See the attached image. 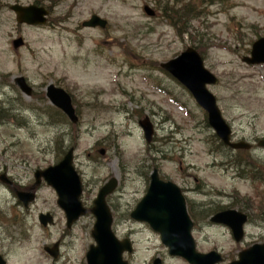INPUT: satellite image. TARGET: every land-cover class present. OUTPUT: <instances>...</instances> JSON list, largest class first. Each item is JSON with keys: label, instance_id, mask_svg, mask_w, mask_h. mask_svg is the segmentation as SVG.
I'll use <instances>...</instances> for the list:
<instances>
[{"label": "rangeland", "instance_id": "obj_1", "mask_svg": "<svg viewBox=\"0 0 264 264\" xmlns=\"http://www.w3.org/2000/svg\"><path fill=\"white\" fill-rule=\"evenodd\" d=\"M5 1L9 7L17 0ZM40 1L54 7V20L40 29L19 26L9 8L0 11V108H4L0 113V175L6 171L15 187L25 190L34 185L36 170L60 159L56 144L65 145L67 139L61 135L70 128L54 115L48 100H41L46 86L53 83L70 92L80 117V125L71 130L78 138L72 139L77 148L75 164L90 190L83 198L85 206L91 207L102 185L118 179L111 200L116 207L114 229L120 239L134 241L133 264H152L157 257L164 264H187L170 257L159 236L146 225L127 217L144 195L145 174L149 176L153 166L159 165L164 178L187 190L200 188L202 193L189 194L196 209L198 204L220 201L221 206L234 202L235 207H243L244 200L255 220L264 217V192L241 182L236 168L218 165L224 158L209 152L212 132L204 125L203 111L183 87L157 68L187 47H196L205 66L219 79L210 90L236 140L263 138L264 65L248 66L242 57L264 36V0H223V5H209L207 0ZM184 2H197L207 13L192 24L191 36L169 10L170 19L163 12ZM146 6L156 11V17L145 13ZM95 14L108 22L107 28L82 25ZM19 37L25 46L14 49L13 41ZM18 76L26 77L35 91L32 98L19 92L21 104H16L17 93L10 88ZM10 99L14 104H4ZM146 116L156 128L150 145L138 124ZM240 156L260 166L246 153ZM254 158L264 163V156ZM259 172L254 170L253 178ZM48 212L54 214L55 225L44 228L38 217ZM198 219L203 223V217ZM93 225L89 216L68 230L57 196L45 184L38 187L36 201L25 210L18 205L15 191L0 181V253L6 251L9 264H86L85 253L94 243ZM194 238L199 251H221L227 264L241 249L264 241V232L257 226L248 228L245 243L237 245L225 228L204 225ZM59 240L61 256L54 261L44 247Z\"/></svg>", "mask_w": 264, "mask_h": 264}, {"label": "water", "instance_id": "obj_2", "mask_svg": "<svg viewBox=\"0 0 264 264\" xmlns=\"http://www.w3.org/2000/svg\"><path fill=\"white\" fill-rule=\"evenodd\" d=\"M14 9L18 15L19 23L42 24L45 22L44 10L35 7H16ZM146 11L153 15L150 8H146ZM85 25L105 27L106 21L94 16ZM21 45H23L21 39L14 42L16 48ZM244 61L249 64L264 63V39L254 44L252 58H244ZM163 67L194 94L198 102L209 113L210 125L224 142L229 143L230 129L221 116L215 97L207 89V85L215 84L217 81L204 68L200 55L194 49L189 48L180 57L164 64ZM16 83L27 95L31 94V89L27 86L24 78H17ZM47 96L55 105L61 107L74 123L78 121L67 93L50 85ZM140 124L146 132L147 140L151 141L152 126L148 120ZM232 146L239 148L242 145ZM72 158V151H70L58 166L36 173L38 184L43 177L49 185L56 189L59 196L58 204L67 215L68 226H71L80 215L85 214V210L79 201L82 191L81 183L72 167ZM116 185L117 181L115 179L105 185L92 209L97 219L93 231V238L97 246H93L88 253L89 264H126L122 261V253L123 251H131L130 243L128 241L119 242L111 231L112 216L106 203V197L113 192ZM18 195L26 206L34 199V195L31 193H19ZM132 218L149 223L155 231L161 234L162 242L170 249V254L181 256L190 264H215L221 260L215 252L209 254L196 252L190 234L192 223L187 216L184 198L180 189L171 183L161 182L157 171L152 175V183L148 194L132 213ZM39 219L44 226L53 222L49 214L41 215ZM219 220L231 224V221ZM234 222L232 221V224L236 225ZM235 234L237 240H239L241 232L238 230ZM254 248H257V250L241 253L240 260L232 264H264V246ZM57 250V245L53 249L46 248V251L55 257L57 256ZM0 263L4 264L1 260ZM155 264H161V261L158 259Z\"/></svg>", "mask_w": 264, "mask_h": 264}, {"label": "flooded vegetation", "instance_id": "obj_3", "mask_svg": "<svg viewBox=\"0 0 264 264\" xmlns=\"http://www.w3.org/2000/svg\"><path fill=\"white\" fill-rule=\"evenodd\" d=\"M13 4H20V5H24V6H26V5H37L38 4V0H33V1H31L30 3H22V2H20V1H15ZM13 5H9V7H8V3L5 1V0H0V11H2V9H4V8H9L10 10H11V7H12ZM51 11V10H50ZM9 102V101H8ZM16 104H20V102H18V103H16ZM258 141V139H256L255 141H253V140H251V146H252V148L251 149H249V150H247V151H244V152H248V154L251 156V157H261V156H264V150L263 149H260V148H258V144H259V142H257ZM243 151V150H242ZM256 155H258V156H256ZM258 162L260 163V164H264L263 163V161L262 160H258ZM239 178H241L240 176H238ZM259 179H263V177L262 176H259L258 177ZM195 183H199L197 180H195ZM185 190V189H184ZM187 190V189H186ZM186 190H185V192H186ZM187 194H186V196H189V194H198V193H200V190H199V188L198 189H195V190H187ZM186 201H187V205H188V209H189V211H190V213H191V216H192V219L193 220H196L197 218H199V217H207L206 218V220H208V217L210 216V215H212V216H214V215H216V214H218V213H220V212H223V211H225V210H228L229 208H223L221 205H222V201H220V204H217L216 202L215 203H208V204H205V203H201V204H198V208L196 209V206H195V204L196 203H193V201L190 199V197H187L186 198ZM221 206V207H220ZM204 207H206V208H204ZM211 209V211H210V209ZM236 209V210H238V211H240V212H242V208L241 207H232L231 209ZM246 212L248 211L247 209L245 210ZM244 211V212H245ZM247 214V213H246ZM248 215V214H247ZM250 215H251V213H250ZM211 216V217H212ZM210 217V218H211ZM210 218H209V220H208V225H211V226H217V225H212V223H210ZM248 218H249V215H248ZM252 221L250 220V218H249V223L251 224L250 226L251 227H249V228H255L256 226L258 227V229L259 230H264V225L262 226V225H256L255 224V222H252ZM196 226V225H195ZM59 242V247H60V249H61V247H62V240H59L58 241ZM4 252H6V251H4ZM0 253V256H2L5 260H7L8 261V256L5 254V253Z\"/></svg>", "mask_w": 264, "mask_h": 264}, {"label": "trees", "instance_id": "obj_4", "mask_svg": "<svg viewBox=\"0 0 264 264\" xmlns=\"http://www.w3.org/2000/svg\"><path fill=\"white\" fill-rule=\"evenodd\" d=\"M178 2L179 0L175 1V3H178ZM207 2L209 5H213L216 3H218L219 5H223V0H217V1L214 0L213 2H210L207 0ZM199 8L200 7H198L197 2L194 3V5H192L191 3L184 2V3H181L179 6H174L170 9L168 7H165L163 12L166 13L165 17L169 19H170V16L167 14L170 13L171 17L174 18L175 22L183 26L184 33L190 35L191 34L190 32L192 31V29H194V27L192 26L193 22L201 20L202 18H205L207 16V13L204 12L205 9H199ZM167 10H169V13L167 12ZM175 22L173 23L174 25H175ZM2 110H4L3 107L0 108V113L4 112Z\"/></svg>", "mask_w": 264, "mask_h": 264}]
</instances>
